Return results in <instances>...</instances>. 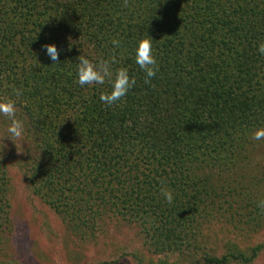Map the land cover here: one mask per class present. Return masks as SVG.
Masks as SVG:
<instances>
[{
  "label": "trees",
  "instance_id": "trees-1",
  "mask_svg": "<svg viewBox=\"0 0 264 264\" xmlns=\"http://www.w3.org/2000/svg\"><path fill=\"white\" fill-rule=\"evenodd\" d=\"M143 39H152L160 69L149 83L135 60ZM262 43L264 0H0V102L15 100L25 122L28 148L17 166L31 193L83 238L111 219L136 226L161 257L153 264H180L182 256L253 264L264 243L199 250L213 221L242 228L264 214L254 190L236 184L254 160L253 134L264 128ZM46 45L57 46L59 63ZM81 55L94 63L115 55L113 68H126L135 86L120 103L104 104L110 85L77 82ZM5 151L0 256L14 231V152Z\"/></svg>",
  "mask_w": 264,
  "mask_h": 264
},
{
  "label": "rangeland",
  "instance_id": "rangeland-1",
  "mask_svg": "<svg viewBox=\"0 0 264 264\" xmlns=\"http://www.w3.org/2000/svg\"><path fill=\"white\" fill-rule=\"evenodd\" d=\"M20 112L17 107V118ZM10 123L7 117L0 115V150L6 149L5 154L14 152L7 162L14 231L12 245L5 251L6 255L0 256V264H139V260L142 264H153L161 259L145 245L140 229L123 221L111 219L89 238L72 233L61 217L31 193L17 166L18 159L28 148L26 135L24 133L21 140H10L7 134ZM249 152L254 160L247 166L244 178L236 182L237 190L246 194L253 189L261 203L264 201V140L257 141ZM219 221H213V225L204 229L199 253L206 247L208 251L225 252L229 242L242 248L264 243V214L258 223L244 224L242 228L236 222L228 223L225 218ZM234 225H239L238 230ZM178 258V255L169 256L172 262ZM178 260L180 264H193L189 256ZM253 264H264V253Z\"/></svg>",
  "mask_w": 264,
  "mask_h": 264
},
{
  "label": "clouds",
  "instance_id": "clouds-1",
  "mask_svg": "<svg viewBox=\"0 0 264 264\" xmlns=\"http://www.w3.org/2000/svg\"><path fill=\"white\" fill-rule=\"evenodd\" d=\"M112 45L115 49H119L121 42L114 39ZM45 51L51 61H53V64L59 63L60 53L56 45H46ZM258 53L264 56V43L258 46ZM135 60L139 68L145 73V83H149L151 79L156 77L160 69L153 50L152 39H143L138 43L135 50ZM117 63L115 55L95 63L81 55L79 63H77L78 84L81 87L108 84L111 87V91L101 94V102L108 106L120 103L135 86L136 80L130 76L126 68L114 69L113 66ZM15 95L17 97L22 96V90L16 89ZM0 115L7 117L11 121L7 129L9 139L21 140L25 133V122L17 118L16 101L9 99L6 102H0ZM253 139L257 141L264 140V128L258 129L253 134ZM162 195L169 204L173 202L174 197L170 190L163 189ZM258 207L264 209V201Z\"/></svg>",
  "mask_w": 264,
  "mask_h": 264
}]
</instances>
